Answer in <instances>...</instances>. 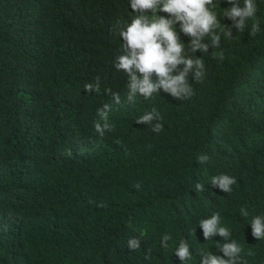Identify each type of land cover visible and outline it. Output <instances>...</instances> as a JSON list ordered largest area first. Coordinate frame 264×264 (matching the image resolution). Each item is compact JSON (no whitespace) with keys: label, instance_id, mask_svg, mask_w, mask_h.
<instances>
[{"label":"trees","instance_id":"1","mask_svg":"<svg viewBox=\"0 0 264 264\" xmlns=\"http://www.w3.org/2000/svg\"><path fill=\"white\" fill-rule=\"evenodd\" d=\"M0 264H264V0H0Z\"/></svg>","mask_w":264,"mask_h":264}]
</instances>
